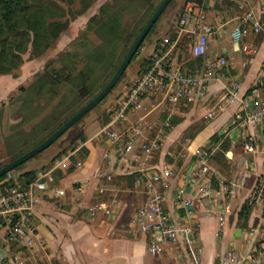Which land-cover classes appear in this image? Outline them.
Here are the masks:
<instances>
[{"label":"crops","instance_id":"0c3cea01","mask_svg":"<svg viewBox=\"0 0 264 264\" xmlns=\"http://www.w3.org/2000/svg\"><path fill=\"white\" fill-rule=\"evenodd\" d=\"M251 4L264 27V0H251ZM199 9L200 23L213 24L217 20L224 23L219 32L210 36L205 58L224 57L226 65L217 75L219 80L209 84L206 97L185 99L172 107L173 117L179 121L168 129L161 139L160 150L155 154L145 153L140 139L126 150L125 128H119L121 137L117 141L101 136L100 130L92 138H87L83 130L93 120H86L79 124L83 140L77 138L68 148L76 135L64 139L52 152L44 155L35 168L13 171L15 182L23 181L24 177L19 175L29 170L50 171L52 179L47 181L46 189L38 193L33 206L27 232L30 244L8 242L7 229L0 228V264H215L230 246L236 253L237 241L238 252L241 255L248 253L264 226L262 207L251 206L244 227L238 225V213L242 205L247 204L248 194L264 170V138L258 128L254 129L258 149L254 153L243 152L241 141L250 130L242 121L239 120L237 125L232 121L243 110L242 100L250 102L249 89L257 80L264 61V28L260 34L248 29L244 41L252 43L256 52L246 56L230 37L232 28L243 17L235 5L230 1L213 3L203 0ZM148 49L151 51L150 46ZM232 80L238 83L240 98L229 103L224 85ZM16 86L15 80L9 81L1 94L5 91L8 96ZM152 97L158 95H146L140 104ZM210 110L215 113L213 118L207 119L206 113ZM234 128L241 130L237 142H232L229 137ZM220 131L224 133L219 134ZM216 133L222 137L214 142L211 137ZM145 138L149 140L147 135ZM225 139L231 142L224 153L225 165L233 169L223 172L219 163L212 161V156L217 154ZM198 148L212 152L210 165L216 171L212 178L215 185L242 171L248 172L237 196L227 201L221 219L216 212L219 206L209 208L207 201L198 195L197 188L202 180L190 176L195 166L194 152ZM66 153L69 157L56 165L55 160ZM163 161L172 169L166 185L160 186L165 192L164 206L170 216L178 222L186 219L178 214V187L185 186L194 197L189 219L196 222V260L186 251L181 239L167 242L157 255L149 254L146 251L149 236L130 230L134 210L146 199L145 182L159 170ZM55 186L64 190V194L57 198L52 192ZM99 203H104L109 213L91 211ZM238 228L240 234L234 236ZM245 264L253 263L247 261Z\"/></svg>","mask_w":264,"mask_h":264},{"label":"built area","instance_id":"2783aa9c","mask_svg":"<svg viewBox=\"0 0 264 264\" xmlns=\"http://www.w3.org/2000/svg\"><path fill=\"white\" fill-rule=\"evenodd\" d=\"M213 3L232 2L237 10L243 13L242 21L231 30L230 37L233 43L239 45L240 50L250 56L256 52V47L244 41L248 29L254 34L263 31V25L257 17L251 4V0H209ZM200 5L195 1H189L178 21V30L172 36L164 35L154 40L149 54V62L131 84L126 88L120 99L108 111L109 127L101 128L98 132L101 136L111 141H117L121 137L118 123L130 121V115L140 105L141 99L146 95L161 96L166 104L163 112L166 113L159 132H165L171 127L172 107L185 99H201L206 97L210 83L219 80L218 73L226 65L224 57L205 58L208 51V42L212 34L219 32L224 23L217 20L215 23H200ZM183 47L185 49L183 50ZM185 51L190 58L204 57L199 70L186 69L180 63L179 56ZM184 59V57H183ZM246 64V61L243 65ZM226 99L229 103L240 98V90L236 81H230L224 85ZM250 102L242 100L243 110L237 113L235 118L244 122L250 131L241 141L243 152L254 153L258 149L254 129H259L264 138V61L255 83L249 89ZM168 102L171 106L168 108ZM223 108H221L222 110ZM169 111V114H168ZM215 111L206 113V118L211 119ZM141 116L135 122L127 125L126 150H130L134 141L140 139L142 150L151 154L159 150L160 145L156 139L145 138V127ZM212 152L207 148H198L195 152V166L190 176L199 177L202 182L197 188L200 198L207 201L209 208L217 207V215L223 218L229 199L237 196L238 190L244 186L247 171L224 179L215 185L212 178L216 175L215 169L210 165ZM69 154L66 153L55 160L56 165L62 164ZM172 175V169L166 162H162L159 170L154 172L145 182L146 199L133 212L130 219V230L149 236L146 251L157 255L167 242L181 239L185 249L194 259L196 247V222L189 219L192 214L194 197L186 190L185 186L177 189L178 214L186 219L178 222L173 219L164 206L165 192L160 186H165ZM13 179L12 172L0 182V228L7 229V240L23 245L31 243L27 232L31 226L33 206L38 200V193L45 190L47 181L52 179L51 172L37 171V177L26 187L17 184L11 185L8 180ZM56 198L64 194L60 187L52 188ZM247 205H260L262 207V223L264 224V170L258 175L251 188ZM103 210L109 213L104 203H99L91 208V211ZM188 218V219H187ZM264 264V226L258 239L245 255L238 256L233 250L222 254L215 264Z\"/></svg>","mask_w":264,"mask_h":264},{"label":"rangeland","instance_id":"374dc122","mask_svg":"<svg viewBox=\"0 0 264 264\" xmlns=\"http://www.w3.org/2000/svg\"><path fill=\"white\" fill-rule=\"evenodd\" d=\"M51 1L55 2L54 11L56 14L54 19L66 22V24H68L67 27L61 31L59 36L48 49L39 54L33 51L31 42L32 38L30 37V40L28 39L29 34L28 36H24V39L27 41L26 48L15 50L18 57L15 59V66L13 65L12 71L8 73L0 72V97L4 99V101H0V163L8 162L21 150L14 146V139L9 137L12 133V125L21 121L20 98L23 96V93L19 91L18 88L26 86L34 78V76L42 72L46 66H48V68L52 66H61V56L67 50L75 54L77 53V57L75 58L77 69L81 68L83 66V58H81V56L84 55L87 50L86 47L88 46L89 48L90 46L92 47L93 45L100 43L103 38L97 30L96 23L93 24V29L87 30L86 27L89 20L94 16H102L100 10L103 5L111 4L109 11L116 10L119 7L118 5L115 6L116 3H118V0ZM135 1H138V3L130 0L128 2L129 5L127 4L125 10L120 15V29L123 31L118 34L119 37L111 41V44L109 45L111 54L109 55L104 68L96 73L97 80L95 85L90 89V93L87 96L80 99L79 102L73 106V109L78 110L95 94H97L110 80L113 73L125 57L126 50L135 40L137 32L140 30L145 21L152 15V8L159 5L161 2V0ZM187 3L188 2H185L184 0H171L155 22L156 24L154 28L144 39L139 51L130 61L127 69L124 71L123 75L120 77L112 90L94 108L76 121L74 125H72L66 132L56 139L49 147L25 161L16 170L20 171L22 169L35 168L38 165L39 160L43 158L44 155L52 152L54 147H58L62 140H69L74 135L82 134L79 129V124L82 121L93 120V123L86 126L83 130L87 138H92L101 128L109 127L110 118L108 116V111L120 99L126 88L144 68L146 64L145 60L149 58L150 54L148 47L150 46L151 49L154 40L161 38L164 35L171 36L176 33L178 30V21L187 6ZM197 4L201 6V4ZM184 49L185 47H183V50ZM183 57H187L185 51L180 54L179 60H182ZM68 59L69 58L66 57L64 60ZM11 80H15L17 83L13 93L7 96L4 91V93L1 94L2 90L6 88V85ZM165 105L166 104L162 101L161 96L144 100L138 108H136L137 110L130 115V121H127L124 124L119 123L117 128H126L129 122H135L139 119V117L143 116V121L147 122L145 135L149 137V140L156 139L160 145L161 139L168 133V130L165 132H159V128L166 116V113L163 112ZM170 106L171 104L168 102V108ZM49 110L50 107L41 111L35 119L25 122L22 125V128L30 131L33 124L49 113ZM170 118H173V114ZM70 146H72V144H68L67 147L70 148ZM159 150L154 151L153 153L155 154ZM212 159V161H217L216 158ZM220 161L222 164L218 161L217 163H219L218 166L223 172L228 170L232 171L233 167L228 168V166L223 163V159H220ZM236 203H238V201H236ZM233 211L235 212V209ZM235 251L238 256L241 255L238 252V241L235 245Z\"/></svg>","mask_w":264,"mask_h":264},{"label":"trees","instance_id":"16d2710c","mask_svg":"<svg viewBox=\"0 0 264 264\" xmlns=\"http://www.w3.org/2000/svg\"><path fill=\"white\" fill-rule=\"evenodd\" d=\"M129 1L118 0L115 6L118 5L119 7L113 11H109L111 4L103 5L100 10L102 16H94L89 20L86 27L87 30L93 29V24L96 23L97 30L103 38L101 37L100 43L89 48L88 46L86 47L87 50L81 56L83 58V66L81 68L77 69L75 60L77 53L75 54L67 50L61 56V66H52L50 68L46 66L26 86L18 88L23 93V96L20 98L21 121L12 125V133L9 137L14 139V146L21 150L8 162L45 140L77 110L73 109V106L90 93V89L95 85L97 80L96 73L104 68L111 54L109 48L111 41L119 37L118 34L123 31L120 29V15L125 10ZM131 1L138 3L135 0ZM184 1L189 2L194 0ZM195 2L202 4L203 0H196ZM157 7L158 5L153 7L151 13ZM54 8L55 2L51 0H0V72L8 73L12 71L13 65L15 66V59L18 57L15 50L26 48L27 41L24 39V36H28L29 34L28 39L32 38L33 51L38 54L51 46L61 31L68 25L66 22L54 19L56 14ZM155 24L151 27L145 38L152 31ZM140 30L137 32L136 37ZM142 43L138 47L137 52ZM129 48L126 50V53ZM66 57L69 59L64 60ZM203 60L204 57L190 58L187 56L182 60L180 59V63L186 69L199 70ZM148 62L149 58L145 60V66ZM49 107V113L33 124L30 131L22 128L25 122L35 119L41 111ZM178 121L177 117H173L170 123L173 126ZM232 123L233 125H237L239 120L234 118ZM221 137L216 133L212 135L211 139L217 142ZM77 138L83 140L84 136L83 134L76 135L71 140V144ZM230 145V140L225 139L219 146L220 150L212 158H216L219 163L221 162L220 159H223V163L226 164L227 161L224 153L229 149ZM80 150L83 151V148ZM8 162L0 163V168ZM22 164L15 167L11 172L18 169ZM19 176L24 177L23 181L15 182L13 179H9L8 182L11 185L17 184L21 187H26L37 177V171H25ZM6 177L7 173L0 177V182ZM250 210L251 206L247 204L242 205L238 213L239 226L244 227L246 225Z\"/></svg>","mask_w":264,"mask_h":264},{"label":"water","instance_id":"95a60500","mask_svg":"<svg viewBox=\"0 0 264 264\" xmlns=\"http://www.w3.org/2000/svg\"><path fill=\"white\" fill-rule=\"evenodd\" d=\"M171 0H162L158 5L157 9L152 13L149 17L147 22L144 24L142 29L140 30L139 34L133 41L132 45L130 46L128 52L126 53L125 57L113 73L110 80L104 85V87L95 94L89 101H87L83 106H81L78 110H76L68 119H66L54 132H52L45 140L40 142L38 145L30 148L29 150L22 153L20 156L16 157L12 161L8 162L4 166L0 168V177L4 174L10 172L18 165L24 163L28 159L32 158L33 156L37 155L47 147H49L56 139H58L64 132H66L76 121H78L83 115L89 112L92 108H94L116 85L120 77L123 75L124 71L127 69L130 61L132 60L133 56L137 53L138 47L144 40L147 33L150 31L151 27L157 21L159 16L162 14L166 6L169 4ZM240 128H234L230 133L229 137L232 142H237L239 135H240ZM223 131H220L219 134H223ZM244 138V137H243ZM240 234V228L237 229V232L234 236ZM234 238L232 239L231 245L233 243ZM232 250V246L228 248ZM196 256L197 252L195 251Z\"/></svg>","mask_w":264,"mask_h":264}]
</instances>
